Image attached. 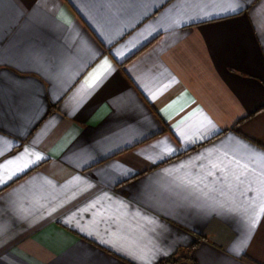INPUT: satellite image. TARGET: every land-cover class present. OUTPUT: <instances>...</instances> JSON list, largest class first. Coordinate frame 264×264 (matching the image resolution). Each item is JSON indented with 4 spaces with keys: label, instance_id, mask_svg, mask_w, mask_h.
I'll return each instance as SVG.
<instances>
[{
    "label": "crops",
    "instance_id": "obj_1",
    "mask_svg": "<svg viewBox=\"0 0 264 264\" xmlns=\"http://www.w3.org/2000/svg\"><path fill=\"white\" fill-rule=\"evenodd\" d=\"M168 259L264 264V0H0V264Z\"/></svg>",
    "mask_w": 264,
    "mask_h": 264
},
{
    "label": "trees",
    "instance_id": "obj_2",
    "mask_svg": "<svg viewBox=\"0 0 264 264\" xmlns=\"http://www.w3.org/2000/svg\"><path fill=\"white\" fill-rule=\"evenodd\" d=\"M195 244H197V241H196ZM176 260H177V259H176ZM176 260H175V259H168V260L162 262V264H163V263H173V262H175Z\"/></svg>",
    "mask_w": 264,
    "mask_h": 264
}]
</instances>
